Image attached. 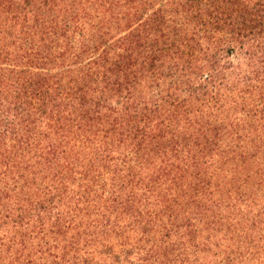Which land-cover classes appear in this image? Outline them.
Segmentation results:
<instances>
[{
    "label": "trees",
    "instance_id": "obj_1",
    "mask_svg": "<svg viewBox=\"0 0 264 264\" xmlns=\"http://www.w3.org/2000/svg\"><path fill=\"white\" fill-rule=\"evenodd\" d=\"M262 185L264 0H0V264H235Z\"/></svg>",
    "mask_w": 264,
    "mask_h": 264
},
{
    "label": "rangeland",
    "instance_id": "obj_2",
    "mask_svg": "<svg viewBox=\"0 0 264 264\" xmlns=\"http://www.w3.org/2000/svg\"><path fill=\"white\" fill-rule=\"evenodd\" d=\"M73 55L77 58H85L88 56V52L82 49H79V50H76L73 53ZM253 184L254 182L252 183V186H249L248 193L257 192L255 190L256 188L253 187ZM259 189L264 191V185L259 186ZM261 205L263 206L264 202L261 203ZM258 209L260 210L262 209V207L258 206L257 208L254 209V212H256L255 210L258 211ZM257 220L261 221V223L258 224L259 226L256 229L249 227L250 224H248L247 226H245L246 231L240 235L241 237L240 239H238L237 237H234L231 240L230 243L232 245V250L236 253L235 264H264V217L258 218ZM238 243H242L240 247V251L236 250V246ZM215 251L216 249L213 248L212 252H215ZM208 256L209 254L206 255V254L200 253V257L202 260L209 261ZM221 258H225V255H221V256L219 255V257H216L215 259L213 258L211 260V264L220 263V260H222Z\"/></svg>",
    "mask_w": 264,
    "mask_h": 264
}]
</instances>
